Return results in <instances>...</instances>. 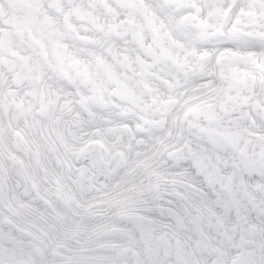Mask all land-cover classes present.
I'll list each match as a JSON object with an SVG mask.
<instances>
[{
	"label": "snow or ice",
	"instance_id": "obj_1",
	"mask_svg": "<svg viewBox=\"0 0 264 264\" xmlns=\"http://www.w3.org/2000/svg\"><path fill=\"white\" fill-rule=\"evenodd\" d=\"M0 264H264V0H0Z\"/></svg>",
	"mask_w": 264,
	"mask_h": 264
}]
</instances>
